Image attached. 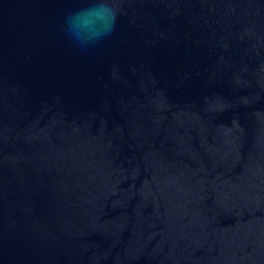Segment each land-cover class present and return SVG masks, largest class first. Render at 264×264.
Listing matches in <instances>:
<instances>
[{
  "label": "water",
  "instance_id": "1",
  "mask_svg": "<svg viewBox=\"0 0 264 264\" xmlns=\"http://www.w3.org/2000/svg\"><path fill=\"white\" fill-rule=\"evenodd\" d=\"M0 0V264H264V0Z\"/></svg>",
  "mask_w": 264,
  "mask_h": 264
},
{
  "label": "clouds",
  "instance_id": "2",
  "mask_svg": "<svg viewBox=\"0 0 264 264\" xmlns=\"http://www.w3.org/2000/svg\"><path fill=\"white\" fill-rule=\"evenodd\" d=\"M118 11L113 0H90L65 17L63 31L79 50L87 51L113 32Z\"/></svg>",
  "mask_w": 264,
  "mask_h": 264
}]
</instances>
